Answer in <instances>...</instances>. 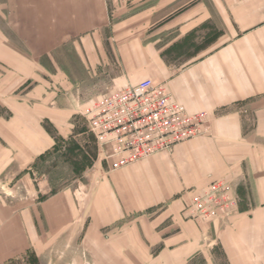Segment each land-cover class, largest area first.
I'll list each match as a JSON object with an SVG mask.
<instances>
[{
    "label": "crops",
    "instance_id": "obj_1",
    "mask_svg": "<svg viewBox=\"0 0 264 264\" xmlns=\"http://www.w3.org/2000/svg\"><path fill=\"white\" fill-rule=\"evenodd\" d=\"M8 9L10 18L18 12L23 28L16 35L26 45L0 23L7 97L37 78L38 57L68 56L65 71L73 83L85 80L88 105L151 80L165 84L189 113L212 119L209 138L117 171L106 162L84 208L73 193L45 199L41 215L49 232L64 233L58 242L73 238L90 264H191L199 255L211 264L205 231L187 221L185 206L213 181L226 180L235 184L239 212L211 224V240L228 264H264V0H0L6 21ZM65 36L83 37L64 53ZM45 107L7 101L0 175L22 171L55 145L44 120L65 137L60 109ZM21 218L7 207L3 264L24 258L33 242L37 220Z\"/></svg>",
    "mask_w": 264,
    "mask_h": 264
},
{
    "label": "rangeland",
    "instance_id": "obj_2",
    "mask_svg": "<svg viewBox=\"0 0 264 264\" xmlns=\"http://www.w3.org/2000/svg\"><path fill=\"white\" fill-rule=\"evenodd\" d=\"M12 15L10 18L8 9L7 21L1 17L0 23L7 27V35L14 37L17 36L16 30L23 28V25H21L17 10H14ZM80 37L77 36L73 40L65 36L60 42L62 52H71L74 47H78V42L75 43V41L80 40ZM17 38L18 40H15V43L26 45L18 36ZM110 38H113V36ZM101 39L106 40L108 38L101 36ZM71 59L68 56L58 59L46 55L38 57L37 61L42 67H39L40 71L37 73L36 79L27 83L9 97H7V90L0 86V123L7 124V119L11 114L7 109V101L13 98L29 105L34 101H40L43 107L59 108L61 117L64 118L63 121L61 120L60 126L61 132L66 134L65 137L59 134L55 124L49 120H44L41 124L54 139L55 145L22 171L12 169V172L6 171L0 175V236L2 237L7 224V207L10 206L13 212H20L21 219L26 218L27 224L28 222L32 224L33 219L36 218L37 225L31 236L33 242L28 244L29 248L24 256L26 258L27 254L35 253L42 264H90L89 255L84 248L72 241L73 238L71 242H67V240L58 242V238H61L64 233L53 235L52 232L47 230L46 222L41 215L40 203L57 193L68 192L75 194L78 200L77 203L80 204L81 208H84L101 175L108 171L106 160L99 154L98 146L83 116L84 109L90 102L86 99L89 87L85 80L77 79L78 82L73 83L70 74L65 71L71 63ZM95 75L98 77V73ZM68 133L69 136H67ZM211 134L212 131L208 136L197 139L209 138ZM192 193L189 191L185 195L191 197ZM185 209L187 221L197 227H202L205 231V249L212 248L213 251V255H209L211 264H228L219 244L217 245L211 240L213 237L211 235V224L198 223L192 218L190 200ZM0 242L2 246V239H0ZM205 254L208 255L207 251ZM92 259L94 260V257ZM206 263L205 257L199 255L191 264ZM0 264H3V261L0 260ZM8 264L30 263L21 258L12 260ZM93 264L100 263L95 261Z\"/></svg>",
    "mask_w": 264,
    "mask_h": 264
},
{
    "label": "built area",
    "instance_id": "obj_3",
    "mask_svg": "<svg viewBox=\"0 0 264 264\" xmlns=\"http://www.w3.org/2000/svg\"><path fill=\"white\" fill-rule=\"evenodd\" d=\"M83 116L111 170L117 171L182 144L208 136V112L191 114L165 84L145 80L136 86L107 93L86 106ZM240 198L233 184L213 181L194 194L190 214L199 223L213 224L239 212Z\"/></svg>",
    "mask_w": 264,
    "mask_h": 264
},
{
    "label": "trees",
    "instance_id": "obj_4",
    "mask_svg": "<svg viewBox=\"0 0 264 264\" xmlns=\"http://www.w3.org/2000/svg\"><path fill=\"white\" fill-rule=\"evenodd\" d=\"M54 193V192H53ZM31 258H32V260H31ZM24 260L26 261V262H28V263H33V264H37V263H39V260H38V257L36 256V254L35 253H29V254H27V257L25 258L24 257Z\"/></svg>",
    "mask_w": 264,
    "mask_h": 264
}]
</instances>
